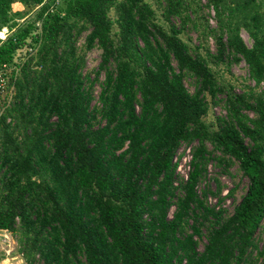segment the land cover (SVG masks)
Masks as SVG:
<instances>
[{
    "label": "trees",
    "instance_id": "trees-1",
    "mask_svg": "<svg viewBox=\"0 0 264 264\" xmlns=\"http://www.w3.org/2000/svg\"><path fill=\"white\" fill-rule=\"evenodd\" d=\"M14 2L0 0V26L15 27L0 44V60L29 35L39 47L0 114V230L20 234L28 264L38 254L44 264H246L255 249L264 264L255 235L264 218V87L238 91L221 81L211 50L182 38L183 23L172 17L195 20L192 1L154 0L168 27L151 0H65L64 14L45 13L46 3L24 23L20 10L12 13ZM208 4L216 56L244 58L250 76L264 83V0ZM86 29L85 48H101L94 78L76 44ZM220 93L226 112L215 126L205 115L209 95ZM183 142L193 144L191 167L178 181ZM214 153L238 161L249 178L232 213L198 188Z\"/></svg>",
    "mask_w": 264,
    "mask_h": 264
},
{
    "label": "rangeland",
    "instance_id": "rangeland-1",
    "mask_svg": "<svg viewBox=\"0 0 264 264\" xmlns=\"http://www.w3.org/2000/svg\"><path fill=\"white\" fill-rule=\"evenodd\" d=\"M14 5L12 8V13L20 10L22 14L17 16L19 19L17 22L24 23L31 21L34 18V14L37 13L39 9L35 4L28 5L24 0H14ZM152 3L154 0H151ZM192 8L196 10L192 17L195 20L188 19L186 22L182 21L180 17L174 15L172 20L180 25L183 23V29L181 31V36L192 46L199 48L202 52H208L211 50V55H209V61L213 67L216 75L221 81H226L233 84L238 91L248 89L253 86L257 90L264 87V83L258 85L255 80L250 76L249 65L244 58L240 60L235 59L232 55L227 52L222 57L216 56L217 48L216 42L213 36V29L217 27L216 14L213 7L208 4V0H191ZM153 5L156 8L157 18L168 27L169 23L166 21L162 8L154 2ZM112 17L116 16L115 10L112 8L110 10ZM117 30V26L114 25L113 28ZM40 31L39 25L33 29V34ZM88 30H84L80 33L77 38V46L81 51H85V62L83 65V71L85 73H91V78L96 76V70L99 68V63L101 61V48L98 45H94L91 48H85V37ZM241 33L245 41L249 44H253V38L249 34L248 30L245 28L241 29ZM9 36V35H8ZM227 37V36H225ZM32 47V49H30ZM39 47V42L34 41L33 35L28 37L24 42H22V47L16 52V58L24 62L27 60L31 53H36ZM104 78V71L100 74V79L95 80L94 83V102H97L99 92L101 89L100 80ZM185 82L191 90H195L196 80L190 74L185 76ZM4 94L0 97V104L6 103V96ZM224 93H220L218 97L213 99L209 95L210 107L208 113L205 115V119L217 126L216 118L218 115H222L226 112ZM8 101V100H7ZM193 144L183 142L175 156V162L178 164V178L180 181L182 177L188 174L191 167V157H192V146ZM211 147V146H210ZM249 185V178L243 173L239 166L238 161H233L227 164L225 161H220L216 157V153L213 154L208 162L207 168L204 172L202 179L198 184L200 192L204 189L208 191L207 201L209 204L221 205L225 208V212L232 213L236 204L241 200L243 195L246 193ZM175 205L171 207L170 214L173 213ZM207 227H203V235L199 236V245L204 248L207 242ZM256 239L259 244V248L264 246V218L256 230ZM20 234L13 232L11 230H0V264H28L27 257L20 248ZM262 258H257V249L251 251L246 264H261ZM35 264H44L39 254L36 257Z\"/></svg>",
    "mask_w": 264,
    "mask_h": 264
},
{
    "label": "built area",
    "instance_id": "built-area-1",
    "mask_svg": "<svg viewBox=\"0 0 264 264\" xmlns=\"http://www.w3.org/2000/svg\"><path fill=\"white\" fill-rule=\"evenodd\" d=\"M46 3H48L49 5L45 13L59 11L61 14H64L65 0H41L40 2L36 3L35 6H38L37 9H40ZM39 24L40 23H38V25ZM14 30H15V27L14 26L11 27L8 24H4L0 26V44ZM29 36L31 37L32 35H29ZM21 47H22V44H20L19 47H17L16 51L13 52L11 59L0 60V97L3 94L6 96V99L8 101L5 104H8L13 99V96L15 93V78H16V75L19 69L21 68L23 64L22 61H21V64H19V60L16 58V52L20 50ZM30 49H32V47H30ZM5 104L3 106L0 104V114L4 110ZM4 230H8V229H4Z\"/></svg>",
    "mask_w": 264,
    "mask_h": 264
},
{
    "label": "flooded vegetation",
    "instance_id": "flooded-vegetation-1",
    "mask_svg": "<svg viewBox=\"0 0 264 264\" xmlns=\"http://www.w3.org/2000/svg\"><path fill=\"white\" fill-rule=\"evenodd\" d=\"M32 5V4H31Z\"/></svg>",
    "mask_w": 264,
    "mask_h": 264
}]
</instances>
